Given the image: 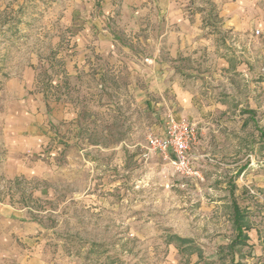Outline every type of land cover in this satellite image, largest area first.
I'll return each mask as SVG.
<instances>
[{
	"label": "rangeland",
	"instance_id": "1",
	"mask_svg": "<svg viewBox=\"0 0 264 264\" xmlns=\"http://www.w3.org/2000/svg\"><path fill=\"white\" fill-rule=\"evenodd\" d=\"M179 1L178 43L154 0H0V264H264V0Z\"/></svg>",
	"mask_w": 264,
	"mask_h": 264
},
{
	"label": "built area",
	"instance_id": "2",
	"mask_svg": "<svg viewBox=\"0 0 264 264\" xmlns=\"http://www.w3.org/2000/svg\"><path fill=\"white\" fill-rule=\"evenodd\" d=\"M196 130L186 120H176L172 115L168 116L164 137L151 136L148 140L149 147L154 152H159L168 158L172 151L173 166L180 174L201 179L202 175L190 162L189 149L195 141Z\"/></svg>",
	"mask_w": 264,
	"mask_h": 264
},
{
	"label": "crops",
	"instance_id": "3",
	"mask_svg": "<svg viewBox=\"0 0 264 264\" xmlns=\"http://www.w3.org/2000/svg\"><path fill=\"white\" fill-rule=\"evenodd\" d=\"M148 6L150 8H152V4H148ZM153 6L155 7V10H157L161 13V17H159V18L163 21V25L169 26L168 27L169 30L166 31L164 34H162L161 38L165 39V37L168 36V40L170 38H171V41H173L175 39V40H177L178 43H179L180 39L183 40V38L180 36L181 34L177 33V30H179V28L185 26L186 22L189 23V20L186 19V16H185V10H184L185 4H180L179 0H154ZM178 49H179L178 47H175L173 45L171 49H168L170 51L169 56H171L172 58L178 57L177 56L178 51H179ZM248 113L250 114V112H247V114ZM34 152H36V150H32L31 153H34ZM234 205L238 206L239 208H240V206L238 205V203L236 201H234L232 204V207H233V226H234V229L237 233L235 241L233 242V246L236 247V246L246 245V243H247L246 241L249 240L248 232H250L252 230V226L250 225V222L248 220L249 214L240 208V210L246 214L245 222H246V226H248L249 228L243 227L242 232L245 236L248 237V239L245 241V243H241V241H239L240 243H238V245H234L237 238H239L238 237L239 231H238L237 226L235 224V218H234ZM184 239H186V238H184ZM193 253H197L199 258H202V253L200 252V250L195 249Z\"/></svg>",
	"mask_w": 264,
	"mask_h": 264
},
{
	"label": "trees",
	"instance_id": "4",
	"mask_svg": "<svg viewBox=\"0 0 264 264\" xmlns=\"http://www.w3.org/2000/svg\"><path fill=\"white\" fill-rule=\"evenodd\" d=\"M234 218H235V224L237 226V229L239 231V235L236 240V242L234 243V245H238V243H240L239 241H241V243H245V241L248 239L247 236H245L242 232V228H249L248 226H246V222H245V218H246V214L244 212H242L240 210V208L236 205H234ZM239 239V240H238ZM243 240V241H242ZM171 241L177 242L179 247H190V250H193L192 252H194V248L192 249V241L189 239H184V238H180L178 236H171Z\"/></svg>",
	"mask_w": 264,
	"mask_h": 264
}]
</instances>
